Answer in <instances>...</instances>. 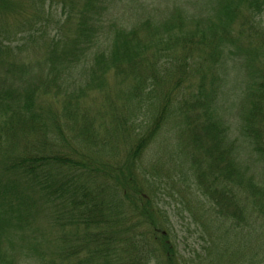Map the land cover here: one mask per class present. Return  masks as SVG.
<instances>
[{"label":"trees","instance_id":"trees-1","mask_svg":"<svg viewBox=\"0 0 264 264\" xmlns=\"http://www.w3.org/2000/svg\"><path fill=\"white\" fill-rule=\"evenodd\" d=\"M24 1L0 0V232L12 221L19 228L37 222L35 231L41 245L48 244L49 236L55 241L51 256L48 253L38 256L45 264L47 257L51 258V264H152L154 254L150 244L155 241L162 246L171 241L167 232L158 234L159 223L150 202L142 194L140 182L129 178L124 185L113 175L119 179L112 181L120 192L119 196L114 195L115 203L114 196L98 193L104 186L97 189L89 180L81 178L74 168L79 159L73 160L57 149L43 152L31 149L47 140L45 133L51 125L46 119L41 120L45 117L41 110L50 106L57 95L65 96L69 92L67 81L61 86L55 76L50 78L48 74L57 72L61 61L80 62L86 43L94 41L96 35L102 39V26L111 18L104 6L108 0H48L50 13L67 21L63 29L59 22L51 23L48 14L36 17L38 4L32 3L31 16L39 20L42 28L50 27L49 31L55 33L60 30L56 26L59 24L64 32L51 38L43 48L32 46L31 58L24 56L28 47H16L33 30L28 21L30 10L22 6ZM207 8L203 7L198 15L177 16L192 20L183 30L178 23L181 39L175 38V31L158 34L147 23L141 31L139 24L129 29L115 27L109 52L95 54V65L87 69L84 81L91 79L104 94H114L106 101L112 109H119L120 105L114 106L117 97L114 87L107 92V73H113L118 80L133 75L131 82L142 83L136 73L147 66V83L140 89L137 83L134 88L139 89L142 97L156 91L157 110L165 112L174 99L178 104L186 95L194 98L189 103L192 125L186 127L188 122L184 121L183 132L189 130L190 143L199 146L196 150L204 149L210 168L197 175L192 171L185 173V187L188 198L210 204L212 224L204 223L206 211L197 213L191 204L182 207L189 210L185 211L186 216L198 224L194 238L200 245L210 244L212 263L229 264L228 260L234 258L230 247L246 206L254 216L264 217V29L255 23L254 17L264 12V0H220ZM14 16L19 17L17 22ZM170 20L176 21L174 17ZM111 27L109 24L107 29ZM245 28L247 33L239 37ZM144 31H148L146 35ZM174 41H183L180 61L174 57L178 53L174 51ZM162 53L175 80L173 88L160 95ZM228 60L240 66L244 63L248 71L234 77L232 84L229 82L239 95L241 109L235 125L222 99L227 92L224 83L229 80ZM25 77H31L32 81L23 88L16 87L15 83ZM41 86L50 97L36 91ZM72 100L68 97L65 101L69 112ZM75 103L76 109L68 116L80 130H86L88 123L83 125L78 121L84 111L79 100L75 99ZM136 107L129 101L122 105L126 123L130 121L126 112ZM48 114L52 112L48 110ZM147 139L148 135L134 139L137 144L131 148L140 153L147 146ZM20 140L23 144L20 152L24 153L16 152ZM66 162L70 174L62 169ZM98 168L107 173L104 166ZM17 169L28 178L25 187L19 190L14 185L18 181ZM130 169L134 174L132 165ZM40 198L48 210L37 209L35 202ZM123 200L129 203L130 209L122 208ZM248 220L249 215L245 222ZM253 222L254 219L249 226L250 236L256 237ZM78 224L80 229L74 237L69 229ZM223 237L227 242L221 244ZM183 248H187V254L196 250L192 245L183 244ZM238 252L240 259L235 264H264V233L255 244L243 242ZM185 257L182 255L181 260ZM2 258L0 243V264H4ZM166 264L178 262L172 256Z\"/></svg>","mask_w":264,"mask_h":264},{"label":"rangeland","instance_id":"rangeland-1","mask_svg":"<svg viewBox=\"0 0 264 264\" xmlns=\"http://www.w3.org/2000/svg\"><path fill=\"white\" fill-rule=\"evenodd\" d=\"M214 1V2H213ZM220 0H108L104 6L107 7L106 13L111 18L105 21L102 26V39L98 38L91 43H86V48L83 51L80 62L66 63L60 62V67L57 72L50 73V78L56 77L59 85L63 86L65 81L69 83L66 86L69 92L65 96L57 95L54 102L41 110V120L46 119L51 122L45 133L47 140L42 141L41 145H37L33 151L43 152L42 150L57 149L62 154H68L73 160H78L80 163L74 165L77 173L81 178L89 180L97 189L104 186L102 191L98 193L103 196L112 195L115 193L120 195L119 190L114 186L112 179H121L126 184L127 180L131 178L140 182L143 196L150 202L151 208L154 209V217L157 218L159 223V232H167L169 240L164 245H159L153 241L149 249L154 254V264H166L169 257L175 256L178 264H214L212 263V248L209 249L210 244L207 246L200 245L194 237L198 234V224L190 220L186 216L189 210L182 207L191 204L196 212L206 211L204 223L212 224V215L209 214L210 204L197 201L193 197L187 196L185 187L184 174L192 171L195 175L198 172L206 173L210 168L209 158L203 154L204 149L196 150L199 146L190 143L189 130L183 132V122H188L187 126H191L190 121L191 110L189 103L194 102V98L185 96L182 100L175 104V99L169 108L162 112L157 110L159 108L156 103V91L149 97H142L138 94L139 89L147 83L148 71L147 66L138 69L136 73L138 78L142 81H133V75L129 78H122L118 80L114 77L113 73H107V92L114 91L117 94L116 103L114 106H121L119 109H112L108 103L109 97L114 94H104V90L97 88L96 84L91 79L87 78L86 71L95 65L94 56L97 52L108 53L112 45V34L115 27H124L129 29L134 25L140 26L145 30L143 24L147 23L150 29H155L156 33L159 32H172L175 31L177 36L175 38L181 39L178 29V23L181 24L182 30L192 22L190 18H178V15L190 16L193 14L198 15L199 11H203V7L208 9L207 6L215 5ZM212 2V3H208ZM37 3L38 10L35 13L36 17H41L43 14H48L51 23L59 22L62 29L67 21H62L56 14H51L48 7V0H25L22 4L23 7H28L30 15L28 21L30 22L33 30L26 33L22 40L17 43L16 47L26 48L24 53L25 57L31 58L34 56L33 47L43 48L47 45L51 38L56 37L63 31L61 25H56L60 30L53 33L49 28H42L38 19L33 18L31 4ZM174 17L176 21H171ZM256 17L255 23L262 26L264 29V12ZM15 22L19 17L14 16ZM112 24L113 27L107 26ZM236 27V26H235ZM211 30H209L210 32ZM64 32V31H63ZM148 31H144V35ZM154 32V31H150ZM247 33L241 34L239 37H244ZM259 33V32H253ZM260 34V33H259ZM264 34V33H263ZM142 36V33H141ZM174 51L178 52L174 57L176 61L181 60V52L184 51L183 41H174ZM163 59L160 65L161 77L159 81V94L168 91V88H173L175 77L172 70L167 66V57L164 53L161 54ZM175 68L177 67L174 58ZM228 81H225L224 87L226 94L222 96L225 102L226 109L228 110V117L235 125L238 123L240 111L239 108V95L235 93L230 84L233 83V78L240 74L248 73L246 65L231 64L228 60L227 63ZM216 70V68H215ZM48 76L46 79H48ZM191 82V77L188 75ZM49 78V79H50ZM32 81L31 77H25L21 81L15 83L18 88H23ZM230 82V84H229ZM139 83V89H135L134 85ZM214 84L218 85V82ZM211 85L208 81L207 86ZM154 86V85H152ZM62 88V87H61ZM149 89V88H148ZM147 89V90H148ZM37 92H41L46 97L48 94L45 92V87H37ZM102 93H101V92ZM68 97H72V107L70 112L66 110L65 103ZM202 99V97H200ZM75 99L79 100V106L84 111L83 115L79 117L78 121L83 125L88 123L86 130H80L68 115L76 109ZM127 101L137 105L136 110H128L125 116L130 118L126 123L124 113L122 112V105ZM39 103L42 100L39 99ZM82 105V106H81ZM114 108V107H113ZM48 110L52 114H48ZM78 111V110H77ZM162 114V116H158ZM179 117V119H178ZM142 135H148L147 146L140 152H135L132 145L137 142L134 139ZM22 140L18 144L20 152L22 147ZM49 145V146H48ZM242 145H239V151L243 158L245 156L241 152ZM248 162V161H246ZM241 163V162H240ZM133 166L134 174H132L130 166ZM104 166L107 173L101 171L98 167ZM63 170L69 174V163L66 162ZM112 169V170H111ZM97 174L102 175L104 178L97 177ZM117 175L119 178H113ZM28 178L24 176L19 169H17V180L14 185L17 189H23L26 185ZM210 191V190H209ZM208 191V192H209ZM141 196V194H140ZM116 203L117 197H112ZM184 198V200H182ZM116 199V200H115ZM37 209L46 211L47 207L43 198L35 202ZM34 204V205H35ZM122 208L124 210L130 209L129 203L123 200ZM194 213V212H193ZM249 215V225L245 222L246 216ZM39 220L40 217H38ZM254 219V226L256 228V237L250 236V223ZM37 222L31 223L19 228L12 224L5 225L4 231L0 232V243L3 255L4 264H45L38 258L39 255L54 251V239L52 236L48 237V244L41 245L38 241L40 237L35 231ZM144 226L141 225L140 229ZM80 225L71 226L69 233L75 237ZM238 233L234 235L233 244L230 251L233 254V260H228L229 264H235L239 261V249L242 243L249 242L255 244L259 235L264 233V217L255 215L250 212L249 207L246 206L244 216L241 218V225L238 226ZM250 236V237H249ZM258 237V238H257ZM227 239L223 237L221 244L226 243ZM39 243V244H38ZM183 244L190 247L191 245L196 249L192 253L187 254L185 251V259L181 260L184 251ZM59 247L63 246L62 242L58 244ZM34 248V251L32 250ZM46 264H51V258H46Z\"/></svg>","mask_w":264,"mask_h":264}]
</instances>
